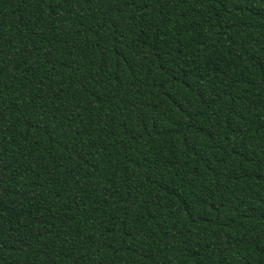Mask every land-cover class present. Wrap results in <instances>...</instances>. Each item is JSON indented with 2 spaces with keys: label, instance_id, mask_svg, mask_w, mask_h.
<instances>
[{
  "label": "trees",
  "instance_id": "1",
  "mask_svg": "<svg viewBox=\"0 0 264 264\" xmlns=\"http://www.w3.org/2000/svg\"><path fill=\"white\" fill-rule=\"evenodd\" d=\"M0 264H264V0H0Z\"/></svg>",
  "mask_w": 264,
  "mask_h": 264
}]
</instances>
